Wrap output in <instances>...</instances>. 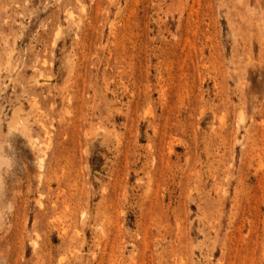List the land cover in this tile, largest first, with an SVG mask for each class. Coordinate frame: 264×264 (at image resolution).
I'll list each match as a JSON object with an SVG mask.
<instances>
[{
  "label": "rangeland",
  "instance_id": "rangeland-1",
  "mask_svg": "<svg viewBox=\"0 0 264 264\" xmlns=\"http://www.w3.org/2000/svg\"><path fill=\"white\" fill-rule=\"evenodd\" d=\"M0 264H264V0H0Z\"/></svg>",
  "mask_w": 264,
  "mask_h": 264
},
{
  "label": "bare ground",
  "instance_id": "bare-ground-1",
  "mask_svg": "<svg viewBox=\"0 0 264 264\" xmlns=\"http://www.w3.org/2000/svg\"><path fill=\"white\" fill-rule=\"evenodd\" d=\"M43 166V165H42ZM40 206V205H39ZM73 255V254H72Z\"/></svg>",
  "mask_w": 264,
  "mask_h": 264
}]
</instances>
